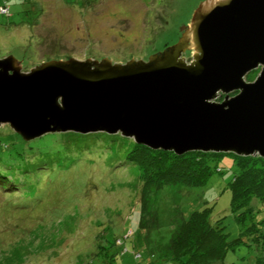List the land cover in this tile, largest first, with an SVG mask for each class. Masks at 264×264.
<instances>
[{
  "label": "rangeland",
  "instance_id": "rangeland-1",
  "mask_svg": "<svg viewBox=\"0 0 264 264\" xmlns=\"http://www.w3.org/2000/svg\"><path fill=\"white\" fill-rule=\"evenodd\" d=\"M200 1L7 0L15 24L0 16V58L24 61L22 72L69 58L144 59L172 40ZM258 73H249L245 81H254ZM132 144L119 134L72 132L23 142L1 126L0 264H144L140 261L150 260L152 253L138 233L141 195L159 220L158 231L149 237L152 245L167 243L178 212L188 217L203 207L223 219L229 241L237 238V209L231 212L227 185L230 156L221 158L222 173L203 188L146 193L140 170L125 162ZM260 211L258 219L264 206ZM257 245H236L222 261L200 264H254Z\"/></svg>",
  "mask_w": 264,
  "mask_h": 264
},
{
  "label": "water",
  "instance_id": "water-1",
  "mask_svg": "<svg viewBox=\"0 0 264 264\" xmlns=\"http://www.w3.org/2000/svg\"><path fill=\"white\" fill-rule=\"evenodd\" d=\"M171 38L124 63L69 58L22 72L24 61L0 58V127L23 142L119 134L176 156L264 159V0H201Z\"/></svg>",
  "mask_w": 264,
  "mask_h": 264
},
{
  "label": "trees",
  "instance_id": "trees-1",
  "mask_svg": "<svg viewBox=\"0 0 264 264\" xmlns=\"http://www.w3.org/2000/svg\"><path fill=\"white\" fill-rule=\"evenodd\" d=\"M0 16L8 18L5 20L7 24H15L7 0H0ZM224 156L232 158V167H229L232 175L227 185L231 192V212L237 209V238L229 241L222 225L223 219L211 217L210 208L203 207L188 217L178 212L177 217L171 221L173 224L169 226L170 236L167 243L160 247L152 245L148 242L149 237L158 231L159 220L157 211L148 209L151 205L148 204L146 196L141 195L138 233L144 236L145 247H149L152 256L150 260L147 258L140 263L147 260L149 261L146 264H200L214 259L222 261L227 251L236 245L249 247L255 242L258 250L254 264H264V211L263 217L258 219L261 214L260 207L264 206V159L258 156L236 157L230 154L199 152L176 156L170 152L152 151L134 143L124 158L125 162L140 170L141 191L147 193L160 192L168 187L203 188L215 174L222 173L220 161ZM253 202L258 205L255 207ZM248 223L251 225L247 226ZM156 248L162 249L155 253ZM133 258L139 259L141 255L134 254Z\"/></svg>",
  "mask_w": 264,
  "mask_h": 264
},
{
  "label": "flooded vegetation",
  "instance_id": "flooded-vegetation-1",
  "mask_svg": "<svg viewBox=\"0 0 264 264\" xmlns=\"http://www.w3.org/2000/svg\"><path fill=\"white\" fill-rule=\"evenodd\" d=\"M257 70H259V69H257Z\"/></svg>",
  "mask_w": 264,
  "mask_h": 264
},
{
  "label": "built area",
  "instance_id": "built-area-1",
  "mask_svg": "<svg viewBox=\"0 0 264 264\" xmlns=\"http://www.w3.org/2000/svg\"><path fill=\"white\" fill-rule=\"evenodd\" d=\"M5 12V11H4Z\"/></svg>",
  "mask_w": 264,
  "mask_h": 264
}]
</instances>
